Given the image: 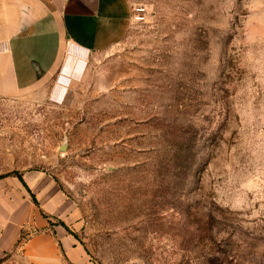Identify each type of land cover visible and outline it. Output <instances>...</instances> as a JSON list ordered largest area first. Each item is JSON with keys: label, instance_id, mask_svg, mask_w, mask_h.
<instances>
[{"label": "rangeland", "instance_id": "1", "mask_svg": "<svg viewBox=\"0 0 264 264\" xmlns=\"http://www.w3.org/2000/svg\"><path fill=\"white\" fill-rule=\"evenodd\" d=\"M128 2L62 101L65 59L0 97V181L46 221L0 264H264V0Z\"/></svg>", "mask_w": 264, "mask_h": 264}, {"label": "crops", "instance_id": "2", "mask_svg": "<svg viewBox=\"0 0 264 264\" xmlns=\"http://www.w3.org/2000/svg\"><path fill=\"white\" fill-rule=\"evenodd\" d=\"M132 18L128 0H0V97L29 91L63 65L54 97L67 92L65 73L81 74L88 55L113 48L127 33ZM0 181V259L21 244L31 222L45 228L40 194L25 178ZM71 246L70 238L64 237ZM43 237L31 240L41 245ZM26 248L29 244H25ZM38 256L45 250L37 248Z\"/></svg>", "mask_w": 264, "mask_h": 264}, {"label": "built area", "instance_id": "3", "mask_svg": "<svg viewBox=\"0 0 264 264\" xmlns=\"http://www.w3.org/2000/svg\"><path fill=\"white\" fill-rule=\"evenodd\" d=\"M135 19L138 22H142L146 19V9L145 8H138L135 13Z\"/></svg>", "mask_w": 264, "mask_h": 264}, {"label": "trees", "instance_id": "4", "mask_svg": "<svg viewBox=\"0 0 264 264\" xmlns=\"http://www.w3.org/2000/svg\"><path fill=\"white\" fill-rule=\"evenodd\" d=\"M22 183L24 184V186L26 187V188H28V186H27V184L25 183V181L22 179ZM0 263H1V259H0Z\"/></svg>", "mask_w": 264, "mask_h": 264}, {"label": "bare ground", "instance_id": "5", "mask_svg": "<svg viewBox=\"0 0 264 264\" xmlns=\"http://www.w3.org/2000/svg\"><path fill=\"white\" fill-rule=\"evenodd\" d=\"M61 77V76H60ZM66 96V95H65Z\"/></svg>", "mask_w": 264, "mask_h": 264}]
</instances>
